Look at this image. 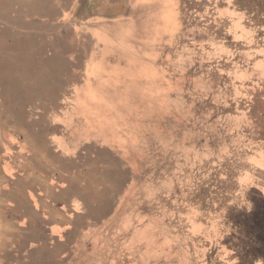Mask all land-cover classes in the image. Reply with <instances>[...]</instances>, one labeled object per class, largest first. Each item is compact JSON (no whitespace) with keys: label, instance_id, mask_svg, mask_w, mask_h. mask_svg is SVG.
<instances>
[{"label":"rangeland","instance_id":"1","mask_svg":"<svg viewBox=\"0 0 264 264\" xmlns=\"http://www.w3.org/2000/svg\"><path fill=\"white\" fill-rule=\"evenodd\" d=\"M0 264H264V0H0Z\"/></svg>","mask_w":264,"mask_h":264},{"label":"crops","instance_id":"2","mask_svg":"<svg viewBox=\"0 0 264 264\" xmlns=\"http://www.w3.org/2000/svg\"><path fill=\"white\" fill-rule=\"evenodd\" d=\"M16 161H17V160H16ZM33 197H34V199H35V194H34V196H33ZM32 203H33V202H32ZM34 207H35V210H36V208H37V203H35V204H34ZM37 209H38V208H37ZM43 217H44V218H46V215H43ZM25 218H26V217H25ZM27 218H29V217H27ZM48 218H49V217H48ZM49 227H50V228H54L52 225H51V226H49ZM58 229L62 231V229H61V228H58Z\"/></svg>","mask_w":264,"mask_h":264}]
</instances>
